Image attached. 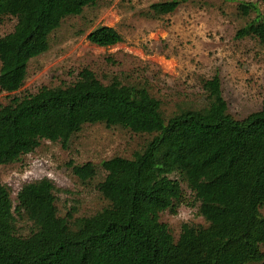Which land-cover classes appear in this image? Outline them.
I'll list each match as a JSON object with an SVG mask.
<instances>
[{
  "label": "trees",
  "instance_id": "obj_1",
  "mask_svg": "<svg viewBox=\"0 0 264 264\" xmlns=\"http://www.w3.org/2000/svg\"><path fill=\"white\" fill-rule=\"evenodd\" d=\"M95 3L0 0V22L15 19L13 31L0 37V91H19L29 61L49 49L62 21ZM179 3L150 9L167 15ZM237 13L248 21L235 37L264 47L257 5L240 3ZM86 38L99 47L122 42L108 26ZM202 88L205 106H180L166 115L146 85L117 77L104 84L84 68L71 84L42 86L0 104V165L20 161L44 140L66 147L85 125L149 136L131 158L101 163L105 175L96 188L107 204L89 216H60L47 178L21 186L15 203L11 188L0 182V264H264V110L237 119L228 112L217 75ZM69 167L82 184L98 173L90 162ZM182 184L205 225L182 224L174 239L159 214L175 213L185 202ZM22 219L31 224L25 235L19 233Z\"/></svg>",
  "mask_w": 264,
  "mask_h": 264
},
{
  "label": "rangeland",
  "instance_id": "obj_2",
  "mask_svg": "<svg viewBox=\"0 0 264 264\" xmlns=\"http://www.w3.org/2000/svg\"><path fill=\"white\" fill-rule=\"evenodd\" d=\"M173 0H96L81 15L62 21L49 39V49L29 61L23 87L15 93L0 91V104L12 97L33 94L42 86L73 83L84 68L104 84L117 77L123 82L146 85L169 115L177 107L199 109L207 98L202 85L217 75L228 112L237 119L264 110V47L253 38L237 39L236 31L248 21L237 13L240 3H255L264 16V0H177L167 15H155L152 4ZM253 14L250 15V18ZM14 18L0 22V37L13 31ZM114 28L122 42L99 47L86 36L97 27ZM149 139L145 134L102 124L85 125L66 147L42 141L34 152L10 165H0V182L16 192L26 183L49 179L55 186L60 216H89L107 202L97 191L105 172L103 161L114 156L131 158ZM93 163L96 177L82 184L69 164ZM185 202L175 213L164 211L159 221L177 239L182 224L205 225L185 185ZM264 216V206L260 209ZM19 233L30 232L22 219ZM264 253V246L262 247Z\"/></svg>",
  "mask_w": 264,
  "mask_h": 264
}]
</instances>
